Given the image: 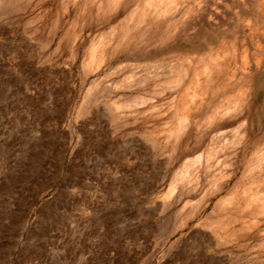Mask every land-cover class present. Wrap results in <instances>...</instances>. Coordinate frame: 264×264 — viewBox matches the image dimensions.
<instances>
[{
    "label": "rangeland",
    "instance_id": "374dc122",
    "mask_svg": "<svg viewBox=\"0 0 264 264\" xmlns=\"http://www.w3.org/2000/svg\"><path fill=\"white\" fill-rule=\"evenodd\" d=\"M0 15V264H264V0Z\"/></svg>",
    "mask_w": 264,
    "mask_h": 264
},
{
    "label": "bare ground",
    "instance_id": "6f19581e",
    "mask_svg": "<svg viewBox=\"0 0 264 264\" xmlns=\"http://www.w3.org/2000/svg\"><path fill=\"white\" fill-rule=\"evenodd\" d=\"M9 1H11V0H0V12H3L4 10H5V8L8 6V3H9ZM76 1V0H75ZM78 2V1H77ZM14 3V2H13ZM16 4H17V1H16ZM10 6H12V5H10ZM13 7V6H12ZM89 7V6H88ZM20 9H22L21 7H20ZM9 10V9H8ZM7 10V11H8ZM10 11H12V10H10ZM8 14H9V12H8ZM3 15V14H2ZM1 16V15H0ZM130 16V15H129ZM94 19V18H93ZM135 19V18H134ZM100 21V20H99ZM133 21V20H132ZM122 24V23H121ZM132 24V23H131ZM125 26V25H124ZM123 26V27H124ZM130 30V29H129ZM148 31V30H147ZM119 33H120V31H119ZM144 35V34H143ZM122 36V35H121ZM118 42V41H117ZM131 42V41H130ZM134 42V41H133ZM134 46V45H133ZM137 46V45H136ZM136 48V47H135ZM137 49H138V47H137ZM136 50V49H135ZM137 52V51H136ZM128 55V54H127ZM124 56V55H123ZM122 57V56H121ZM130 61H132V60H130ZM158 62V61H157ZM156 62V63H157ZM139 63V62H138ZM143 63V62H142ZM153 63V62H152ZM155 63V62H154ZM191 64V63H190ZM143 65H144V63H143ZM179 65V64H178ZM125 66V65H124ZM129 66V65H128ZM134 66V65H133ZM165 66V65H164ZM180 66V65H179ZM178 66V67H179ZM170 67V66H169ZM121 68V67H120ZM157 68V67H156ZM147 70H149V69H147ZM139 71H141V70H139ZM155 71V70H154ZM161 71H163V70H161ZM136 72V71H135ZM152 72V71H151ZM170 72V71H169ZM143 74V73H142ZM149 74V73H148ZM154 74H156V73H154ZM160 74V73H159ZM140 75V74H139ZM157 75V74H156ZM173 75V74H172ZM141 76V75H140ZM146 76V75H145ZM148 76V75H147ZM154 76V75H153ZM126 77V76H125ZM142 77V76H141ZM155 77V76H154ZM151 78V77H150ZM153 78V77H152ZM156 78V77H155ZM140 79V78H139ZM157 79V78H156ZM135 80V79H134ZM138 80V79H137ZM185 80V79H184ZM155 81V80H154ZM180 81V80H179ZM183 81V80H182ZM96 82V81H95ZM94 82V83H95ZM97 83V82H96ZM169 83V82H168ZM134 84V83H133ZM131 85V84H130ZM180 85V84H179ZM172 86V85H171ZM180 86H182V85H180ZM179 86V87H180ZM100 87V86H99ZM101 88V87H100ZM167 88H168V85H167ZM90 89V88H89ZM97 90V89H96ZM99 90V89H98ZM97 90V91H98ZM169 90V89H168ZM106 91V90H105ZM94 92H95V90H94ZM88 93V92H87ZM100 94V93H99ZM102 95V94H101ZM176 96V95H175ZM219 96V95H218ZM91 97V96H90ZM95 97V96H94ZM127 97V96H126ZM217 97V96H216ZM86 98V97H85ZM130 98V97H129ZM137 98V97H136ZM215 98V97H214ZM91 99V98H90ZM129 100V99H128ZM135 100V99H134ZM139 101V100H138ZM137 101V102H138ZM202 102V101H201ZM134 104V103H133ZM135 106V105H134ZM153 110V109H152ZM148 111V110H147ZM150 111V110H149ZM146 112V111H145ZM125 113V112H124ZM219 162H221V161H219ZM221 164V163H220ZM225 165H230V164H227V162H225L224 163ZM247 161H245V163H243V164H241V168H242V172H241V177L243 178V177H247L248 176V173H246L247 172ZM260 167V166H259ZM251 174V173H250ZM253 174V173H252ZM261 174H262V171H261ZM231 176V175H230ZM252 179V178H251ZM254 179V178H253ZM246 181H248V180H246ZM256 186V185H255ZM257 186H259V185H257ZM221 187V186H220ZM261 187V186H260ZM259 187V188H260ZM254 188V187H253ZM221 189V188H220ZM230 189V188H229ZM250 189V188H249ZM261 189V188H260ZM216 190V189H215ZM219 190V189H218ZM217 190V191H218ZM253 191V190H252ZM248 193V192H247ZM263 204V203H262ZM238 232V231H237ZM196 246V245H195ZM191 264V263H190ZM193 264V263H192Z\"/></svg>",
    "mask_w": 264,
    "mask_h": 264
}]
</instances>
